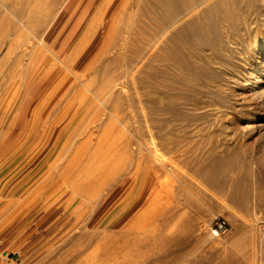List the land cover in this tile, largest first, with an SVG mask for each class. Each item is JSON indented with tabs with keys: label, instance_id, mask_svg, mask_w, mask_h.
<instances>
[{
	"label": "bare ground",
	"instance_id": "obj_1",
	"mask_svg": "<svg viewBox=\"0 0 264 264\" xmlns=\"http://www.w3.org/2000/svg\"><path fill=\"white\" fill-rule=\"evenodd\" d=\"M77 1L11 0L6 4L7 0H0V4L6 7L5 10H8V13L17 20L16 25L2 19L0 27L3 25L7 27L8 31L20 32L18 38H14L15 34L7 36L9 39L13 36L14 39L12 38L9 43L10 50L7 55L3 54L4 58L1 56L3 59H0V69L9 68L8 78L11 79L17 75L20 78L19 84L9 80L2 85L4 89L0 94V113L5 108V116L0 124L1 130H6L5 127L8 125V127L14 128L21 124L24 129L29 125H34L40 110L49 101L52 102L48 110L44 112L43 121L50 110L55 108L54 114L46 124L48 127H59L70 116H72V120L76 109L73 108L72 101L65 104L64 78L67 72L74 75L75 66L81 53L92 47L95 51L102 50L101 53L104 54L116 50L118 55L113 59L110 57L113 64L121 67L125 60L131 66V76L127 72L125 74L130 76V79L136 76L135 73L138 76L142 91L141 104H139L142 105V110L146 111L143 114L146 129H143L145 131L141 136L142 145H139V155L141 161L145 163L149 182L152 176L157 178L168 172L172 175L178 173L175 172L177 165L174 167L176 168L174 172L168 168L166 164L168 158L166 157L169 156H166L162 151L171 143H174L175 146L181 137L171 140L165 137L166 132L189 127H205L207 124V128L215 129L216 132L231 126L235 127V131L246 130L264 133V41L262 40L264 38L261 39L258 34L255 35L251 28L254 23L251 20L254 18L256 20L263 14L264 8L262 7V9L258 5V0H123L125 4L123 8L128 13L126 14L127 18L121 19L122 21L111 19V15L116 10V2L122 0H99L94 9L95 12L105 11L109 15L99 18L93 24L87 23L85 29L89 27V30L85 34H81L72 50L64 56L55 50L49 40ZM262 2L264 3V1ZM5 10L3 8V11ZM24 28L28 33L23 32ZM107 41L108 43L104 47ZM19 49L22 51L18 52L16 59L14 56V58L11 57L14 59L12 61L14 63H8L10 56ZM45 56L46 58H44ZM106 60L108 61V59ZM55 61L66 69L65 73H60L62 71L59 67L54 74H50L51 69L48 70V67L56 66ZM262 61L263 63L259 66ZM106 63L105 61L104 64ZM108 65H104L106 69ZM102 71L100 74L99 69L98 75L100 74L101 79L97 80L98 91H95L96 99L101 107L97 106L96 108L99 111L107 110L115 116L122 114L121 109L125 107L124 101L127 100L125 98L127 96L120 87H124L125 81L123 82L122 77H118L119 80L115 77L117 74L121 76L123 71L119 70L118 73L110 67ZM98 75H95L96 79ZM29 77L36 79L30 87H28ZM45 77L46 86L33 97L34 91ZM24 78H27L26 82H24ZM132 81L130 80L134 84L135 82ZM41 96L42 98L37 103ZM225 116L228 122H223L224 119H221ZM69 124L70 122L56 145V148L66 152L65 155L62 151L60 152L65 160L63 159L64 161L59 164L58 161H53L49 168L53 165V170L50 171L54 172L46 175V179L39 181L38 189L31 195V199L36 205L42 201L46 209L58 206L60 209L68 210L70 214L76 211V220L74 225L72 224V229H75L76 233L77 230L82 229L84 235L89 237L95 235L92 228L98 222H102L99 230L108 228L107 230L116 231L119 235L134 229H138L142 233L150 230V236L155 238V244L165 247L163 256L166 257L170 252L167 248L172 249L173 245L177 248L184 247L191 243L190 238L186 236L201 229L203 212H199L198 217L186 212L181 214L177 217L173 227L166 231L162 230V225L155 221L154 216L150 222H146L147 212L163 216L165 217V219L162 217L163 221L167 222L174 220L180 211L179 207L169 213L166 210L155 208V205L166 204V196L172 195L174 189L176 190V187L174 188L173 185L164 181L158 184L154 183L145 193L144 201H150L152 198L153 205L146 208L142 214L136 211L131 216L132 218L127 220L133 209L130 210L124 203L118 204L121 189H118V186L129 172H125L123 167L116 162L113 165H104L91 171L82 168L81 158L84 151L78 146L76 129ZM212 149L214 150V148ZM219 149L218 147L217 150L219 151ZM183 150L186 151L187 148ZM213 150H208L207 153L202 152L203 155H199V158L193 161L190 168L192 172L189 173H193L199 179L198 181L207 184L215 192L222 195L227 194L226 198L231 206L240 211H246L250 207V195L252 194L250 188L254 186V184L251 186L253 168L251 170L248 165L244 164L240 166L235 164V166L234 163H231V158L228 155L230 152H226L228 156L219 158L217 151ZM221 151L222 149H220ZM180 159L183 158L180 157ZM172 160L171 162L174 163L176 159ZM186 162L185 160V164ZM249 162L247 161V163ZM168 165L171 164L168 162ZM184 168L187 169V166ZM233 175L236 177L233 178ZM257 177H259L258 174ZM254 182H256L255 191H263L262 180H259L258 183L255 180ZM176 192L178 193L177 190ZM259 192L257 197H259L260 203H264L262 195L264 192ZM26 194L24 191L18 193L14 190L7 202L1 200L3 198L1 195L0 207L15 209ZM201 197L202 193L197 194V201H200ZM29 199L28 201H30ZM82 201L86 202L88 211L82 212L78 208ZM195 202L193 198L186 199L185 205L189 206ZM233 207L232 209H234ZM18 212L22 213V210ZM18 212L16 213L18 214ZM16 218L20 219L19 214ZM179 232L185 233V238H172L171 235ZM144 237L146 236L144 235ZM59 243L62 244L63 241L60 240ZM237 243L235 242L236 245ZM60 247H52L48 255L41 259V262L39 261V264H71L80 256L77 250L58 252ZM95 249L97 248L95 247ZM116 250L114 249V251ZM94 254H96L95 250Z\"/></svg>",
	"mask_w": 264,
	"mask_h": 264
},
{
	"label": "rangeland",
	"instance_id": "obj_2",
	"mask_svg": "<svg viewBox=\"0 0 264 264\" xmlns=\"http://www.w3.org/2000/svg\"><path fill=\"white\" fill-rule=\"evenodd\" d=\"M10 1L11 0H7L5 3L7 4ZM98 1L99 0H78L75 2L69 15H67V17L56 28L49 43L53 45L56 42L58 44L57 49L62 52L66 49L72 50L81 34L83 35L89 30V27L88 29H85L87 23L93 24L95 21L99 20V18L107 17L109 15L106 14L105 11L102 13L100 11L95 12L94 9L98 5ZM262 1L264 0H258V5L261 8H264V3ZM1 6L2 5L0 4V21L5 19L10 21V23L12 22L11 24L17 25L15 17L12 14H9L8 10H5L6 7ZM123 7H125L123 0L117 1L115 6L116 10L114 14L111 15V19H126L128 11ZM3 8L5 11H3ZM122 10L125 11L122 13ZM251 22H254L252 23L251 28L255 35L258 34V37L261 39L264 38V10L259 18L256 20L254 18ZM6 32L9 33L7 34ZM23 32L28 33L25 28L23 29ZM19 33L20 32H16V30L8 31L7 27L3 25L0 27V44L2 45L3 43V47L0 45L1 60L9 52V43L13 38L12 36V38L9 39L7 36H9V34H15L16 36H14V38H18ZM91 35H93L92 32ZM6 38H8L7 41ZM262 40L264 41V39ZM107 43L108 41L105 43L104 47H106ZM20 50L22 51V49H19L15 52L16 54L14 53L10 56L9 60L11 61L8 60V63H14L12 62L14 59L11 57L14 56L16 59L18 52H21ZM101 51H95V54L88 62L76 63L74 75L67 72V75L64 78L65 104L72 101L71 104H73V108L76 109L75 115L72 119L73 121L71 120L72 116H70V118H68V120L61 126L48 127L46 124L54 114L55 108L54 107L50 110L43 121L44 112L48 110L52 102L49 101L40 110L34 125H29L25 129L21 124L16 125L14 128H10L8 125L5 127L6 130L0 129V197L1 195L3 197L1 200L7 202L14 190L18 193L21 191L27 193L24 195L21 202L16 205L15 209L0 207V264H39L42 261L41 259H44L54 246H61L60 249H58V252H61V250H77L79 252L80 256L78 259L72 261L71 264H264V203H260L259 197H257L259 191H255L256 182H254L255 180L258 183L259 180H262L264 185V161H262L264 159V133L259 131L250 132L246 130H242L243 132L235 131V127L231 126L228 129H222L220 132H216L215 129L207 128V124H205V127H189L186 129H175L166 132L165 137L168 139L173 140V138L179 139L181 137L179 139L180 144L175 143L176 145L174 146V143H171L162 151L166 156H169H165L168 158L166 160L168 168H171L170 170H173V172L177 168L175 172H178L179 174L175 173L173 175L180 176H177L176 178V176L174 177L168 172L157 178L152 176L149 182L146 176L145 163L141 161L139 155V145H142L141 136L145 131L143 129H146V124L143 120V114H145L146 111L142 110V105H140L142 99L141 84L139 83L138 76L135 72L133 73H135L134 75L136 76L130 79L131 66L125 60L122 62L121 67L113 64V60L111 59L118 55L116 54V50L113 51L115 53L111 52L109 54L101 53ZM110 57L112 58L110 59ZM44 58H46V56ZM106 59H108V61ZM105 61L107 62L106 64H104ZM55 63L56 66L48 67V70L51 69V75L54 74L59 67L62 71L60 73L63 74L66 72V69L58 62L55 61ZM110 63L111 66H109ZM262 63L263 61L259 63V66H261ZM104 65H108V68L115 69L117 72L119 70L123 71L121 76H118L119 74L116 72L117 75L115 79L122 77L123 82L125 81L124 87H120L122 88V91H124L125 96H127H124L127 99L124 101L125 107L124 109H121V112L124 114H117L115 116L107 110L99 111L96 108L97 106L101 107L99 101L96 99L95 91H98L97 80L100 81L101 79L99 75L103 72L102 70L108 69H106ZM99 69L100 74L98 75ZM89 71L91 72L89 73ZM0 72V88L3 83L9 82V80L16 81L19 84V75L12 77L11 79L7 77V75L10 74L9 68H1ZM126 72L129 73L128 75L130 76H127ZM94 74L98 75L97 79ZM35 77L28 78V87L34 84L33 82L36 80ZM125 77L126 79H124ZM119 79L120 78L117 80ZM93 80H95L96 83L93 82ZM130 80H133L135 83H131ZM26 81L27 78H24V82ZM46 82L47 80L45 77L40 82L38 88L34 91L33 97L44 89ZM94 85L97 87L95 88ZM3 87L0 89V94L2 93V89H4ZM41 98L42 96L37 100V103ZM4 110L5 108L0 113V124L5 116ZM225 117L221 119H224L223 122H228L227 117ZM69 122V125H72V128L74 127L76 129L75 134L77 135L78 146L84 151L81 158L82 168L91 171L104 165H113L116 162L123 167L125 172H129L124 181L118 186V189L121 188L118 196V204L124 203V205L130 210L133 209L128 215L127 220L136 211L142 214L146 208L153 205L152 198H150V201H144L145 193L150 190V186L152 187L154 183L158 184L164 181L173 185L174 188L176 187L178 193L174 189L172 195L170 194L166 196V204L155 205V208L158 210H166V212L169 213L176 207H179L180 211L177 213L174 220L167 222L163 221V218L165 219V217L147 212L145 218L146 222H150V219L154 216L155 221L162 225V230L166 231L173 227L177 217L181 214L186 212L189 215L191 214L198 217L199 212H203V220L200 225L201 229L194 234L191 233L186 236L187 238H190L191 243L184 247L177 248L173 245L172 249L170 247L167 248L171 253L169 252L168 257H166L163 256L165 247L155 244V238L150 236V230L142 233L141 231H138V229H134L123 235H119L116 231L107 230L108 228L99 230L102 222H98L94 228H92L95 235L89 237L88 235H84V230L82 229L77 230V233L75 232V229H72L76 220V211L70 214L68 210L60 209L58 206L46 209L44 208L45 206H43L44 204L42 201L36 205L32 201L31 195H33L38 189L40 185L39 181L44 178L46 179L48 175L54 172L50 171L51 169L53 170V165L49 168L53 161H58L59 164L61 161L63 162L65 160L64 156L62 157L61 155H65L66 152L64 153V150L56 148V145L59 137L64 132ZM189 132L191 136L193 135L192 137ZM183 147L187 148L188 151L186 150V152L183 150ZM218 147L222 149L221 152L220 149L219 151L217 150ZM174 148H177V151ZM211 148H214V150L217 151L219 158L229 155L231 163H234V165L236 164L237 166H240L241 164H244L246 166L248 165L251 170L253 168L254 171H252V176L256 177L251 178V186L253 184L254 186L250 188L252 194L250 195L249 210L240 211L238 208L231 206L226 198L227 194H223L224 197L222 194L212 190L207 184L198 181L199 179L196 178L193 173H189L192 172L190 168L192 167L191 165L193 164V161L197 160L199 155L202 156L204 152L207 153L208 150L212 151L213 149L211 150ZM61 151L63 154H60ZM226 152L230 153L227 155ZM172 153H176L174 154L175 156L171 155ZM180 157L183 159H180ZM188 157H190L191 160ZM173 158L176 160L178 159L177 161L174 160L175 164L172 163ZM185 160L187 162L191 161V163L187 164L186 162V165ZM246 160L248 162L251 161L252 163H247ZM168 162L171 165H168ZM175 166L176 168H174ZM186 166L187 169L184 168ZM46 172H49V174ZM257 174L259 177H257ZM232 177L234 178L236 175H233ZM183 181L186 182L184 183ZM179 182H181V186L179 185ZM262 192H264V188L263 191L261 190L259 193ZM200 193H202L201 200L197 201L196 196L197 194L200 195ZM262 195L264 196V193H262ZM192 198L196 202L186 206L185 200ZM28 199L30 201H28ZM226 200L227 202H224ZM86 205V202L82 201L78 208L81 209L82 212L88 211ZM232 207L234 209H232ZM20 209L22 210V213L18 212L21 211ZM16 212H18L20 219L16 218L18 215ZM216 217L224 218L230 225V231L221 240L214 241L209 237L208 231L211 222ZM74 232L77 234V237L74 235ZM144 235L147 238L144 237ZM171 236L172 238L182 239L185 238V233L179 232ZM60 240H62L64 244H60ZM99 241L102 242L100 243ZM113 242H115V245L117 246H115ZM235 242H238L237 245ZM95 247L97 249H95ZM66 248L69 249L67 250ZM93 249L96 254H94ZM114 249L117 250L114 251ZM99 251L100 253H98ZM58 252L56 251V253ZM103 257L106 258L104 259ZM93 259L95 260L93 261ZM105 261L108 262L105 263Z\"/></svg>",
	"mask_w": 264,
	"mask_h": 264
},
{
	"label": "built area",
	"instance_id": "obj_3",
	"mask_svg": "<svg viewBox=\"0 0 264 264\" xmlns=\"http://www.w3.org/2000/svg\"><path fill=\"white\" fill-rule=\"evenodd\" d=\"M230 231V225L222 217H216L209 226V237L211 239H220L226 236Z\"/></svg>",
	"mask_w": 264,
	"mask_h": 264
},
{
	"label": "crops",
	"instance_id": "obj_4",
	"mask_svg": "<svg viewBox=\"0 0 264 264\" xmlns=\"http://www.w3.org/2000/svg\"><path fill=\"white\" fill-rule=\"evenodd\" d=\"M57 45L58 44L56 42L53 44V46L55 47V50H57L64 56H66L71 51V50L66 49L64 52H62L61 50L57 49ZM94 54H95V50H93L92 47L88 48L86 51L81 53L80 57L77 60V63L88 62L93 57Z\"/></svg>",
	"mask_w": 264,
	"mask_h": 264
}]
</instances>
